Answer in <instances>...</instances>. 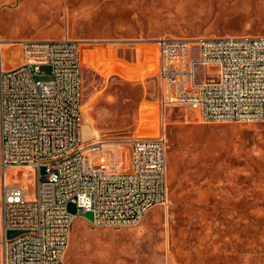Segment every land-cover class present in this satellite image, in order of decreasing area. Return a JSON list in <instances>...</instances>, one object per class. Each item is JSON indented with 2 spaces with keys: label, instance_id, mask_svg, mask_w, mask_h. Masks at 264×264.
Listing matches in <instances>:
<instances>
[{
  "label": "rangeland",
  "instance_id": "obj_1",
  "mask_svg": "<svg viewBox=\"0 0 264 264\" xmlns=\"http://www.w3.org/2000/svg\"><path fill=\"white\" fill-rule=\"evenodd\" d=\"M243 34L264 35V0H0V38L81 42L83 124L127 152L134 137L165 141L166 205L136 225L96 228L69 203L65 264H264V121L164 107L152 43ZM2 60L17 66L19 49L4 45ZM17 172L8 183L31 199L32 174Z\"/></svg>",
  "mask_w": 264,
  "mask_h": 264
},
{
  "label": "built area",
  "instance_id": "obj_2",
  "mask_svg": "<svg viewBox=\"0 0 264 264\" xmlns=\"http://www.w3.org/2000/svg\"><path fill=\"white\" fill-rule=\"evenodd\" d=\"M152 43L164 107L196 110L204 122L264 121V35ZM4 45L19 49L17 66L4 67ZM80 48L67 37L0 38L1 264H65L69 203L96 228L136 225L167 203L163 137H134L129 152L98 133L83 140ZM10 169L32 174L31 199L8 183Z\"/></svg>",
  "mask_w": 264,
  "mask_h": 264
},
{
  "label": "bare ground",
  "instance_id": "obj_3",
  "mask_svg": "<svg viewBox=\"0 0 264 264\" xmlns=\"http://www.w3.org/2000/svg\"><path fill=\"white\" fill-rule=\"evenodd\" d=\"M82 133H83V137L87 138L88 136L91 135V133H94V132L89 124H83V121H82Z\"/></svg>",
  "mask_w": 264,
  "mask_h": 264
},
{
  "label": "water",
  "instance_id": "obj_4",
  "mask_svg": "<svg viewBox=\"0 0 264 264\" xmlns=\"http://www.w3.org/2000/svg\"><path fill=\"white\" fill-rule=\"evenodd\" d=\"M91 136H92V133H91V135H90V136H88L87 138H84V137H83V140H84V141H86V140L90 139V138H91Z\"/></svg>",
  "mask_w": 264,
  "mask_h": 264
},
{
  "label": "crops",
  "instance_id": "obj_5",
  "mask_svg": "<svg viewBox=\"0 0 264 264\" xmlns=\"http://www.w3.org/2000/svg\"><path fill=\"white\" fill-rule=\"evenodd\" d=\"M153 46H154V48H155V51H156V47H155V45L153 44ZM156 59H157V57H156ZM157 61V60H156ZM20 62V61H19ZM8 68H11V67H8ZM13 68V67H12Z\"/></svg>",
  "mask_w": 264,
  "mask_h": 264
}]
</instances>
